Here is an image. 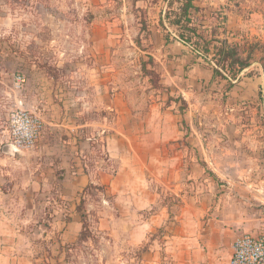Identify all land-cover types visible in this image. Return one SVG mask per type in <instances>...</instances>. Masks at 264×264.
<instances>
[{
	"label": "rangeland",
	"instance_id": "374dc122",
	"mask_svg": "<svg viewBox=\"0 0 264 264\" xmlns=\"http://www.w3.org/2000/svg\"><path fill=\"white\" fill-rule=\"evenodd\" d=\"M195 5L198 24L219 39L260 45L231 90L220 78L213 80L209 65L192 64L182 44L167 43L160 26L164 0H0V206L10 218L3 222L20 231V250L36 264H147L153 241L161 242L162 264H178L163 242L166 227L176 232L185 203L170 185L161 186L162 204L172 207L168 225L140 247L130 245V227L122 221L108 230L98 224V215L109 211L103 200H111L103 189L80 183L84 190L73 202L52 196L71 185L51 165L63 155L72 165L76 146L73 132L58 123L76 128L100 119L88 105L66 102L79 91L85 103L102 81L110 88L128 84L141 109L148 101L161 102L178 116L187 161L183 195L195 208L193 225L204 235L222 224L239 235L264 233V0H196ZM240 55L246 59L249 50L241 48ZM19 76L25 83L18 87ZM19 111L42 121L48 134L42 133L35 148L46 146L47 152L9 153L10 120ZM108 120L114 123L116 117ZM99 125L76 130L78 142L81 136L93 138ZM32 182H44L45 192L34 194ZM74 203L82 230L69 241L62 230Z\"/></svg>",
	"mask_w": 264,
	"mask_h": 264
},
{
	"label": "crops",
	"instance_id": "0c3cea01",
	"mask_svg": "<svg viewBox=\"0 0 264 264\" xmlns=\"http://www.w3.org/2000/svg\"><path fill=\"white\" fill-rule=\"evenodd\" d=\"M94 88L95 96H88L85 103H82L79 91L72 101L66 102H72L73 106L88 105L93 110L91 112L100 119L81 123L76 128L58 123L60 127L69 130V133L73 132L71 139L76 146L71 149L70 146L63 145L73 151L72 165H67V160L70 159L67 155L59 156L61 159L51 165L55 170H61L64 181L71 185L68 190L52 196L73 202L77 192L88 186L97 187L101 191L103 189L110 194L111 200H103L104 207L109 211L108 215H98L101 216L98 224L102 229L108 230L109 226L122 221L130 227V245L140 247L148 237L168 225L172 207L162 204L164 188L161 186L170 185V190L185 204L180 206V224L176 232L172 226L166 227L168 234L163 242L166 251L174 253L178 264H230L235 239L242 234L239 235L238 231H232L222 224L212 228L210 234L204 235L201 227L193 225L195 208L185 200L188 196L183 195L185 177L182 174L187 161L186 148L181 143L185 135L179 127L178 116L161 102L148 101L141 109L129 95L128 84L110 88L106 81H102L96 82ZM110 116H114V119L116 117V122L109 121ZM40 118L45 119L43 116ZM95 123L101 126L96 135L93 138L89 135L85 138L81 136L78 142L76 137L79 134L77 135L76 130L78 132L95 126ZM43 129L41 135L47 133L46 128ZM34 148L35 146L28 150L33 153L48 150L46 146ZM97 154L102 156L97 158ZM40 156V163L43 165L46 159ZM7 160L11 161L12 158L8 157ZM80 183L84 189L80 188ZM36 185L39 189H36ZM43 187L44 182L30 184L34 194L45 192ZM2 197L0 190V199ZM71 211L72 219L62 232L64 239L74 241L82 230V219L75 203ZM88 213L91 214L90 211ZM103 216L105 217L102 218ZM134 218L137 220L134 221ZM4 219L10 220L0 206V264H36L30 254L20 250L18 228L12 223L3 222ZM160 243L153 241L150 245L144 257L147 264H162L161 254L157 251Z\"/></svg>",
	"mask_w": 264,
	"mask_h": 264
},
{
	"label": "trees",
	"instance_id": "16d2710c",
	"mask_svg": "<svg viewBox=\"0 0 264 264\" xmlns=\"http://www.w3.org/2000/svg\"><path fill=\"white\" fill-rule=\"evenodd\" d=\"M164 1L167 3V9L161 18L160 26L167 33V43L182 44L192 55V64L203 61L213 70V80L220 78L227 82L229 90L233 89L244 71L251 67L253 55L260 45L248 43L243 46L219 39L214 31L210 32L207 27L198 24V19L195 17L199 12V8L195 5L196 0ZM241 48L249 50V56L246 59L241 58ZM143 70L155 77L158 76L147 67Z\"/></svg>",
	"mask_w": 264,
	"mask_h": 264
},
{
	"label": "built area",
	"instance_id": "2783aa9c",
	"mask_svg": "<svg viewBox=\"0 0 264 264\" xmlns=\"http://www.w3.org/2000/svg\"><path fill=\"white\" fill-rule=\"evenodd\" d=\"M24 83L23 77L16 79L18 87ZM9 129L10 145L16 152H21L24 148L35 146L40 139L43 124L34 114L19 111L12 115ZM233 250L230 264H264V233L242 234L235 240Z\"/></svg>",
	"mask_w": 264,
	"mask_h": 264
},
{
	"label": "water",
	"instance_id": "95a60500",
	"mask_svg": "<svg viewBox=\"0 0 264 264\" xmlns=\"http://www.w3.org/2000/svg\"><path fill=\"white\" fill-rule=\"evenodd\" d=\"M9 153L13 154L16 153L15 149L12 146H9Z\"/></svg>",
	"mask_w": 264,
	"mask_h": 264
}]
</instances>
